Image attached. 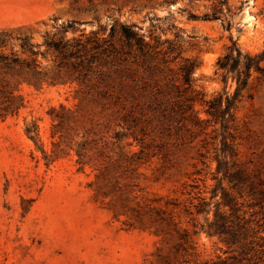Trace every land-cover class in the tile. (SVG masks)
<instances>
[{"label":"rangeland","instance_id":"374dc122","mask_svg":"<svg viewBox=\"0 0 264 264\" xmlns=\"http://www.w3.org/2000/svg\"><path fill=\"white\" fill-rule=\"evenodd\" d=\"M225 1L0 0V264H264V73L207 113L264 0ZM120 25L194 63L199 121Z\"/></svg>","mask_w":264,"mask_h":264},{"label":"trees","instance_id":"16d2710c","mask_svg":"<svg viewBox=\"0 0 264 264\" xmlns=\"http://www.w3.org/2000/svg\"><path fill=\"white\" fill-rule=\"evenodd\" d=\"M215 1L216 6L213 8V19H218L215 14L221 13L222 8L220 7L225 6L226 1ZM119 28L121 36L127 46L136 47L142 56L154 57V59H157L162 62V64L166 65V72L169 76L168 80L171 82L176 80L179 84L174 85L175 88L183 87L185 89L184 92L186 91L184 94H178V98H181V101L179 100L177 102V106L180 109H184V113L190 112L189 115H194V119L199 121L196 116V111H194L196 98L192 95H187L189 92L191 94L193 91L191 86L192 74L196 67L194 63L188 59L180 57V53L177 52V47L171 42H160L159 40H155V44L151 45L149 42L145 41L144 37L139 36L131 28H127L123 25H120ZM227 28L230 30V25H228ZM164 44H167L166 49L160 47ZM263 62L264 49L260 54L251 56L248 53H243L237 47L235 42L231 43L224 56L217 61L216 66L217 69L222 72L223 80L226 81L230 77L235 84V88L231 96L226 92L223 94L225 99L224 106L223 96L217 97L213 101L208 102L207 113L215 118V120H218L224 129H227L228 125V119L226 117H232L230 111L235 109L240 94L248 87L252 74L256 73L262 75L264 73V68L262 66ZM224 147L232 156L233 151L227 146L226 141L224 142ZM226 163L227 161L225 156L223 159H217V172H224L226 174Z\"/></svg>","mask_w":264,"mask_h":264}]
</instances>
